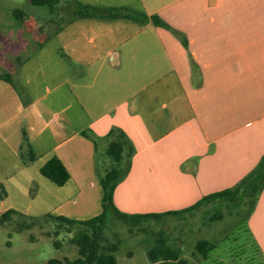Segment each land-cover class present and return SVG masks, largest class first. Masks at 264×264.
<instances>
[{
	"label": "crops",
	"instance_id": "crops-1",
	"mask_svg": "<svg viewBox=\"0 0 264 264\" xmlns=\"http://www.w3.org/2000/svg\"><path fill=\"white\" fill-rule=\"evenodd\" d=\"M83 4L140 7L170 30L112 20L89 39L102 49L95 44L89 51L66 49V36H61L62 46L46 51L50 36L41 43L25 39L19 30L31 31L32 25L24 18L10 22L0 35L3 177L14 174L3 171L12 162L19 164L12 169H29L43 159L35 166L40 174L55 156L69 180L62 187L54 184L63 197L49 212L72 219L76 212H92V218L102 210L99 179L109 161L102 164L99 155L112 130L133 149L128 172L112 196L115 208L125 214L185 209L238 185L256 168L264 156V0ZM67 24L72 22L66 21L64 29ZM60 31L55 29L53 36L59 38ZM19 51H24L21 60L7 62ZM13 105L24 109L20 122L5 117ZM45 196L55 193L47 190ZM246 224L264 264V186ZM193 229L203 233V227ZM195 239L194 244L204 240ZM182 244L177 241L174 249ZM187 249L180 259L199 257Z\"/></svg>",
	"mask_w": 264,
	"mask_h": 264
},
{
	"label": "rangeland",
	"instance_id": "rangeland-1",
	"mask_svg": "<svg viewBox=\"0 0 264 264\" xmlns=\"http://www.w3.org/2000/svg\"><path fill=\"white\" fill-rule=\"evenodd\" d=\"M74 1L89 3L91 0ZM112 3L115 2L110 1L109 5H113ZM60 4L61 8L58 11L50 13L47 7L33 6L28 0H0V35L7 33L10 22L15 23L24 18L25 22L28 21L32 25L33 30L21 31L20 28L19 34L25 39L33 38L38 43L44 42L46 36H50V39L44 42L46 51L56 50L59 44L62 46L61 36H66L68 47L66 49L89 51L94 44L98 45L99 42L92 43L89 39L95 33L104 31L110 21L75 20L71 25L67 24L64 29L66 21L69 20L63 13V6L67 4L63 2ZM127 9L135 13H144L140 7ZM65 11L68 12L69 7ZM48 20L54 22L50 24L47 23ZM38 27L43 29L42 32L37 31ZM58 28L61 29L59 38L53 36L54 30ZM98 46V49L103 48ZM23 56L24 51L22 53L19 51L13 55V58H8L7 62L12 61L14 64L16 58L21 60ZM37 92L36 97L41 93L38 90L35 93ZM24 113L23 108L13 105L5 113V117L13 116L14 122H20ZM41 118L44 121V118ZM41 161L43 159L29 169H18L19 164L12 162V168L13 165L18 167L3 171L13 172V175L5 178L0 173V215L8 209L16 211L8 222L0 224V264H45L50 259L72 261L77 257V248L70 243V238L80 227L74 226L69 232L61 230L55 235L54 222L42 220L46 214H51L50 209L56 205L59 198L63 197V193L60 194V191L57 193L56 190L60 189L38 173L35 166ZM99 162L106 164V157L102 153L99 155ZM47 190L55 193V197L47 198L45 196ZM62 192H65V189ZM243 209H240L237 215V210L227 209L225 205L215 203L179 219L166 217L158 222L147 220L134 227L123 226L109 218L104 237L108 242L118 244L115 253L116 264H150L146 254L156 245L157 240L164 241V244L172 250L177 241H182L180 252L186 246L188 249L185 253L188 254L192 250L200 257L192 259L185 255L186 264H263L260 253L247 231ZM216 212L222 213V219L210 221L209 218ZM91 214L92 212H76L73 216L76 218L72 219L77 221H81L82 218L90 219ZM31 220H36L37 223L29 228L23 227L17 230L23 223H29ZM202 227L203 233H194L193 228ZM198 237L215 244V248L210 251L206 260H202L195 250L194 242ZM190 241L192 243H189ZM55 242L58 243V247H55Z\"/></svg>",
	"mask_w": 264,
	"mask_h": 264
},
{
	"label": "trees",
	"instance_id": "trees-1",
	"mask_svg": "<svg viewBox=\"0 0 264 264\" xmlns=\"http://www.w3.org/2000/svg\"><path fill=\"white\" fill-rule=\"evenodd\" d=\"M33 6L47 7L50 13H54L61 8V2L67 4L65 9L69 7V11L65 15L71 23L75 20L96 19L102 21L112 20H129L140 25L151 23L156 27L170 30V27L164 23L158 16H147L145 13L131 12L127 8H99L83 4L74 0H28ZM64 7V6H63ZM15 14V12H14ZM114 137L115 131L112 130L107 137L108 144L104 151V156L109 161L104 173L100 176V185L102 188L101 212L87 220L77 221L64 216H52L46 214L42 220L52 221L55 225L54 234L59 231H71L74 226L80 229L70 238V243L77 248V257L72 261L64 259H50L45 264H116L115 253L118 250L117 243L108 242L104 237V231L108 227L109 218L121 223L126 227H134L142 222L160 221L166 217L182 218L184 214L191 213L202 206L210 204H225L227 209L237 210L243 209V218L247 220L253 206L256 202L258 192L264 186V156L261 158L256 168L240 183L232 188L224 189L215 193L204 196L195 204L179 211H168L160 214H125L118 211L112 202L113 191L117 184L126 176L129 168L130 158L133 149L128 145L125 137L118 132ZM94 141V138H91ZM41 176L52 182L58 187L64 186L69 180V174L62 163L55 156L47 160L39 170ZM16 213L13 209H8L0 215V224H4L11 219ZM223 217L221 212H216L209 220H221ZM36 220L29 223H23L17 230L21 228H29L36 224ZM58 247V243H54ZM215 248V244L200 240L195 244L196 252L201 256L202 260H206L210 251ZM180 249H170L164 244V241L157 240L156 245L147 251V258L150 264H186L185 260L179 258Z\"/></svg>",
	"mask_w": 264,
	"mask_h": 264
}]
</instances>
